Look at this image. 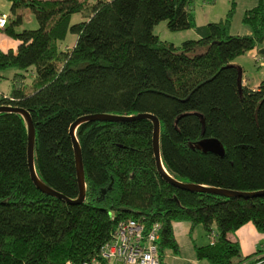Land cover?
<instances>
[{"label": "trees", "instance_id": "obj_1", "mask_svg": "<svg viewBox=\"0 0 264 264\" xmlns=\"http://www.w3.org/2000/svg\"><path fill=\"white\" fill-rule=\"evenodd\" d=\"M12 22L0 30L18 40L0 50L3 70L19 68L0 106L25 109L36 130L38 177L77 199L71 125L93 114L160 120L165 170L181 182L239 192L264 191V77L245 82L236 59L264 43V0L243 13L249 35L231 32L236 0L226 16L198 25V0H11ZM30 8L39 26L17 30L19 10ZM83 20L72 24L74 14ZM194 29L180 45L154 27ZM78 35L72 47L61 40ZM263 55V54H259ZM258 56V58H260ZM256 63L259 60H256ZM34 78L26 83V73ZM150 118L88 121L76 136L83 155L86 200L67 201L39 190L28 160L29 127L20 112H0V264H84L99 257L122 220L161 224L159 253L179 252L173 221L202 226L212 242L197 246L211 264H262V248L243 257L230 233L252 222L264 233V194L227 197L175 187L160 175ZM215 141L223 153L206 150Z\"/></svg>", "mask_w": 264, "mask_h": 264}, {"label": "water", "instance_id": "obj_2", "mask_svg": "<svg viewBox=\"0 0 264 264\" xmlns=\"http://www.w3.org/2000/svg\"><path fill=\"white\" fill-rule=\"evenodd\" d=\"M260 53L264 55V48L260 50ZM3 111H14L22 113L28 123L29 127V141H28V160H29V168L31 172L32 180L34 181L36 187L41 190L42 192L61 198L68 203H82L86 200V181H85V170L83 164V155L80 143L76 136V129L78 125L88 121H127L132 119H139V118H150L154 123V133H153V149L156 157L157 168L160 175L163 177L164 180L171 183L177 188L187 190V191H195V192H211L222 196L227 197H254L261 194H264V191H257V192H239L233 191L229 189L223 188H216V187H206L203 185L189 183V182H181L171 175L165 170L162 160H161V153H160V130L161 124L158 117L148 114L142 113L137 116H124V115H113V114H93V115H86L78 118L70 128V133L74 143V150H75V159H76V170H77V179L79 183V196L77 199L73 200L69 197L59 193L58 191L54 190L46 183H44L37 175L36 168H35V140H36V130L33 124L32 117L28 111L18 107L12 106H0V112ZM204 149L206 150H216L219 153H223V149L219 143L215 141H209L202 144Z\"/></svg>", "mask_w": 264, "mask_h": 264}, {"label": "rangeland", "instance_id": "obj_3", "mask_svg": "<svg viewBox=\"0 0 264 264\" xmlns=\"http://www.w3.org/2000/svg\"><path fill=\"white\" fill-rule=\"evenodd\" d=\"M209 6L204 5L203 0H198L195 5H194V15L196 17V22L198 25H203V24H207L209 21L207 20V16H209V20H211L210 22H216L219 21L220 19L224 18L227 14V12L230 9L231 6V0H215L214 2L208 4ZM5 7L4 9H2L3 7ZM8 13V14H12L13 17H15V15L13 14L12 10H10V4L8 2V0H1V4H0V14H4V13ZM22 14H24L23 16V22L21 25H19L17 27V30H23V28H37L39 26V22L35 16V14L33 13V11L30 8H25L24 10L20 11ZM234 20H232V22L234 24H236L237 26H242L244 25L242 22V14L238 11V13L236 14V16L234 17ZM82 14L81 13H76L73 15L72 19H71V23H77L82 21ZM154 33L157 34L162 40L168 41V42H172L175 45H180L184 40L187 39H192V38H196L197 34L195 32L194 29H187V30H180V31H173L171 29H169L168 25H167V21L166 20H162L160 21L158 24L155 25L154 27ZM6 39H9L7 33L4 30H0V43L4 42ZM78 39V35L75 33H72L71 31L68 32L67 37L60 42V46L63 49H67L68 47H72L76 41ZM264 44V43H263ZM264 47H261V49ZM259 51H249L247 52L245 55L240 56L241 58L239 59L240 63H244L245 67L248 70V76H250L251 78H253L255 81L260 82V80H262L261 78H263L264 76V68L261 69V64L264 63V60H261L262 62L260 64L256 63L254 60V56L255 55H259L260 50ZM260 59L264 58V55H259ZM22 70H20L19 68L16 67H11V68H7L5 70H3L2 74L8 78H0V91L9 94L12 90L13 87V80L12 77L14 76V74L16 72H20ZM26 73V79L25 82L26 83H31L33 78H34V74L32 72V70L30 69L29 71L25 72ZM260 76V77H259ZM262 76V77H261ZM199 230H197L198 232L201 231L200 228H198ZM205 233V232H204ZM204 236L207 238V240L209 241L210 237H208L207 234H204ZM264 252V251H262ZM262 253H259V255H261ZM264 264V262L262 263Z\"/></svg>", "mask_w": 264, "mask_h": 264}, {"label": "crops", "instance_id": "obj_4", "mask_svg": "<svg viewBox=\"0 0 264 264\" xmlns=\"http://www.w3.org/2000/svg\"><path fill=\"white\" fill-rule=\"evenodd\" d=\"M214 1L215 0H203V3L204 5L209 6L208 4ZM8 2L10 4V10H12V1L8 0ZM257 3H258V0H236V12H235L234 17L238 13V11L242 14V17H243V13L246 10L255 7ZM0 4H1V0H0ZM4 8L5 7H3L2 9ZM24 9H21V10H24ZM21 10H19V12ZM4 14L8 15L9 23L12 22V18H14L13 15L11 13L8 14L6 12ZM208 17L209 16H207L206 21L210 22L211 20H209ZM231 32L235 35H249L252 33V29L247 25L236 27V24L232 22ZM8 37L9 39H6L4 42L0 43V50L7 51L9 49H13L16 51L20 42L10 37L9 35ZM261 47H264V44H261L259 47L251 51L253 52L256 50L259 51ZM240 58L241 57H238L236 59V62L242 65L244 69L246 70L245 82L249 83L253 87H257L259 83L261 82V80L260 82L255 81L257 78L254 80L253 78L247 75L248 70L245 67L244 63L239 62ZM261 60H264V58H261V59L259 58V61L257 63L260 64L262 62ZM261 67H262L261 69L264 68V63L261 64ZM172 225H173V232H174L175 239L179 245V252L174 253L172 251H168L165 255L164 262L166 264H211L207 258H199L197 254V246H205L211 243L213 240L212 237L206 233L204 228L202 226H196L193 228L192 224L189 221H184V220L183 221H173ZM198 228H200L201 231L198 232L197 231L199 230ZM204 234H207L208 237H210L209 241L204 236ZM229 237L232 240L239 241L241 245V252H242L243 257L249 256L255 253L256 250L259 248H262L264 251V233L259 232L252 222H249L243 225L236 232L230 233ZM261 253H262L261 255H264V252H261Z\"/></svg>", "mask_w": 264, "mask_h": 264}, {"label": "built area", "instance_id": "obj_5", "mask_svg": "<svg viewBox=\"0 0 264 264\" xmlns=\"http://www.w3.org/2000/svg\"><path fill=\"white\" fill-rule=\"evenodd\" d=\"M8 19L7 14H0V29L7 25ZM254 58L259 60L257 55ZM160 238V223L148 227L137 219L122 220L114 238L101 247L99 257L84 264H162Z\"/></svg>", "mask_w": 264, "mask_h": 264}]
</instances>
